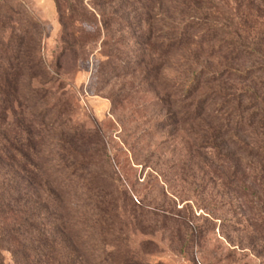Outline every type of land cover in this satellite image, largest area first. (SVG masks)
Wrapping results in <instances>:
<instances>
[{
	"label": "rangeland",
	"instance_id": "1",
	"mask_svg": "<svg viewBox=\"0 0 264 264\" xmlns=\"http://www.w3.org/2000/svg\"><path fill=\"white\" fill-rule=\"evenodd\" d=\"M14 1L38 23L36 50L46 69L59 67L54 81L33 85L49 91L51 104L67 116L69 130L88 134V142L106 153L116 184L127 190L128 198L170 219L171 226L152 233L140 231L131 219V246L142 245L151 263L264 264V243L249 228L242 202L226 187L206 120L182 119L205 90L189 99L181 91L193 70L221 73L250 66L224 56L222 50L234 38L222 36L212 44L202 34H222V26L229 25L242 41L264 40V16L255 4ZM184 24H192L195 33L181 34L178 46L177 30ZM58 134L49 133L54 140L48 144ZM253 214L263 218L261 206ZM4 257L11 264L9 255Z\"/></svg>",
	"mask_w": 264,
	"mask_h": 264
},
{
	"label": "trees",
	"instance_id": "2",
	"mask_svg": "<svg viewBox=\"0 0 264 264\" xmlns=\"http://www.w3.org/2000/svg\"><path fill=\"white\" fill-rule=\"evenodd\" d=\"M254 4L264 16V0L247 3ZM38 28L21 3L0 0V264L6 262L4 254L11 264H161L149 262L142 245L131 246L130 220L152 233L171 226L170 219L128 198L106 153L88 142V134L69 130L49 91L33 85L52 82L59 72V67L46 69L36 50ZM222 28V34H202L209 36L204 42L234 38L224 56L250 66L221 73L193 70L181 91L188 99L200 90L205 94L180 112L182 119L206 120L226 187L242 202L249 228L264 243V40L249 44L229 25ZM185 31L195 33L192 24H184L177 30L178 46ZM55 131L59 134L50 145L49 133ZM260 206L263 218L253 214Z\"/></svg>",
	"mask_w": 264,
	"mask_h": 264
}]
</instances>
